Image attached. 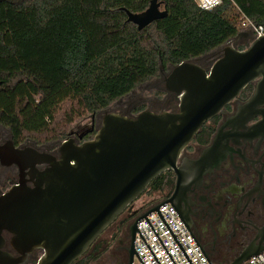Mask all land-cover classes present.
<instances>
[{
	"label": "water",
	"instance_id": "95a60500",
	"mask_svg": "<svg viewBox=\"0 0 264 264\" xmlns=\"http://www.w3.org/2000/svg\"><path fill=\"white\" fill-rule=\"evenodd\" d=\"M161 6L160 0H150L140 12L125 10L127 20L140 30L167 15ZM236 37H247V33L238 32ZM196 58L172 64L164 77L165 90L178 101L176 112L144 108L126 114L108 112L107 106L101 109L104 114L94 135L81 143L64 139L56 150L58 157L31 146H15L12 140L0 145V164H15L19 169L18 182L0 194V264H72L153 178L169 168L176 174L174 190L130 223L126 264H132L137 255L136 232L160 264L137 229L142 217L176 264L146 217L153 210L193 264L158 208L164 203L172 205L211 264L189 230L193 212L187 201L212 207L208 197L216 175L212 166L218 169L227 151L237 171L240 167L247 173L248 160L259 173L255 185L239 198L232 220L241 228L239 221L254 225L258 232L230 264H241L264 249V35L244 49L223 46L208 68L196 63ZM159 69L164 71L165 66L160 63ZM255 80L249 97L238 102L239 93ZM226 104H233L231 112L224 111ZM220 113L222 120L216 122L208 144L188 153L185 146L205 122ZM255 116L259 120L249 124L247 118ZM207 211L212 215L214 208ZM37 251L42 252L39 257Z\"/></svg>",
	"mask_w": 264,
	"mask_h": 264
},
{
	"label": "trees",
	"instance_id": "16d2710c",
	"mask_svg": "<svg viewBox=\"0 0 264 264\" xmlns=\"http://www.w3.org/2000/svg\"><path fill=\"white\" fill-rule=\"evenodd\" d=\"M160 1L167 15L138 30L125 10L140 12L150 0H0V60L16 63L0 66V125L12 140L64 136L74 119L106 108L156 76L160 63L198 57L237 32V13L228 0L209 10L193 0ZM233 1L251 19L264 21V0ZM163 175L138 198L161 188ZM102 234L72 264L99 258L111 244Z\"/></svg>",
	"mask_w": 264,
	"mask_h": 264
},
{
	"label": "flooded vegetation",
	"instance_id": "af4514ba",
	"mask_svg": "<svg viewBox=\"0 0 264 264\" xmlns=\"http://www.w3.org/2000/svg\"><path fill=\"white\" fill-rule=\"evenodd\" d=\"M249 43L250 41L247 37L238 38L236 35H234L225 43L216 47L215 50L198 56L195 59V62L204 68H208L212 62H214L219 57L223 46L232 44L239 49H244ZM171 66V64H167L164 71H160V69L158 70V83L162 84L161 87H157L158 89L156 92L159 93H156L148 98H141L139 93L131 90L126 95L114 101V109H111L108 106L107 111H119L126 114L130 112L136 113L138 112L137 108L140 107L138 104L141 102H147V108L155 112L163 110L174 112L178 111V101L175 99L173 92L165 90L163 81ZM255 82L256 80L252 84L248 85L253 88ZM244 89L236 97L238 102H241L242 100L249 97L250 90L244 92ZM232 108L233 104H226L224 106V111L231 112ZM103 114L104 110L96 111L95 115L91 116V121L88 125H77L75 129H72L67 133L64 139L73 138V140L77 143H81L84 140L90 139L94 135L95 126ZM219 120H222V113L205 122L203 124L205 127H202L208 133L205 131L202 132L201 127L193 139L185 146L186 151L188 153L194 154L195 146L208 144L215 124L216 122H219ZM256 120H259V116L247 118L249 124L256 123ZM8 140H12L8 128L0 125V145H3ZM63 140H57L51 143L40 145L36 142L30 141L29 139H25L20 143H15L13 140L12 141L15 146H31L39 151H44L54 155L55 157H58L56 150ZM228 152L229 151L226 153L225 159L218 161L220 163L218 169H215L214 165L212 166V173L216 174L215 177L211 178L213 182L209 184L213 186V189L208 191V197L210 198L209 204H211L214 208L212 215L210 214V211H207L208 209H212V207L207 203L205 205H197L194 202L193 204H190V202L187 201L188 206L193 212V214L189 213V216L193 222L191 223L189 230L193 234L204 253L209 257V259L217 264L232 263L238 257V255L246 249L258 232V228H256L254 225L239 221L243 227L241 228L237 222H232V220H234L233 214L235 212L236 204L239 198L255 185V183L258 181L259 173L255 171V168L248 160L246 161V164L249 168V171L246 173L240 167H238L237 171L230 161ZM162 173H164L163 176L164 180H166V183H164L161 188L158 186V188L154 191L153 195L157 200L168 199L172 194L176 183V174L173 168L166 169L160 174ZM235 173L237 175L238 181L236 179ZM18 174L19 169L15 164H0V194L9 189L12 184L18 182ZM131 208L132 205H129L115 219V221L103 231V238L105 237L111 240L110 246L114 244V250L110 254V261H105L104 263L103 259L101 258L103 255L102 254L99 258L94 260L95 264H120L119 262L121 258H125V260L127 259L126 247L128 242L124 244V241L120 236L123 232H125L128 239V227L134 217L137 215L135 210H131ZM215 211L217 214H215ZM218 212H221V215ZM218 215H220L219 219L215 220L214 218ZM110 228H112L111 231ZM108 231H110V233L104 236V234H106ZM196 231L198 232V235ZM233 233L234 235L232 236ZM228 234L229 236L226 238ZM41 253V251H37L36 256L39 257Z\"/></svg>",
	"mask_w": 264,
	"mask_h": 264
},
{
	"label": "built area",
	"instance_id": "2783aa9c",
	"mask_svg": "<svg viewBox=\"0 0 264 264\" xmlns=\"http://www.w3.org/2000/svg\"><path fill=\"white\" fill-rule=\"evenodd\" d=\"M198 7L201 9L209 10L217 6H221L227 0H193ZM234 11L237 13L236 20L238 22V29L237 32H246L247 38L250 42L259 38L260 36L264 35V21L257 22L250 17H248L240 8L239 6L233 1ZM235 34V35H236ZM152 205V204H151ZM149 205V206H151ZM148 206V207H149ZM161 211L162 215L164 216L165 220L169 224L170 228L172 229L173 233L177 237L178 241L180 242L181 246L185 250L186 254L188 255L189 259L193 264H209L201 250L199 249L198 245L190 235L189 231L181 221L180 217L172 207L170 203H164L158 207ZM145 210V209H144ZM147 219L149 220L150 224L156 231L157 235L163 242L164 246L170 253L171 257L175 261L176 264H190L186 259L185 255L179 248L178 244L174 240L173 236L169 232L168 228L164 224L163 220L159 216L156 210L151 211L146 215ZM137 229L150 247L151 251L155 255L156 259L160 264H174L163 248L162 244L152 231L151 227L147 223L144 217L139 219L137 222ZM133 248L143 264H157L154 257L148 250L147 246L136 232L134 235L133 241ZM204 252V251H203ZM137 255L134 253L132 264H142ZM206 255V254H205ZM208 260L211 264L214 263L209 257L206 255ZM219 264H226V263H219ZM241 264H264V249L256 254L249 257L247 260L243 261Z\"/></svg>",
	"mask_w": 264,
	"mask_h": 264
},
{
	"label": "rangeland",
	"instance_id": "374dc122",
	"mask_svg": "<svg viewBox=\"0 0 264 264\" xmlns=\"http://www.w3.org/2000/svg\"><path fill=\"white\" fill-rule=\"evenodd\" d=\"M212 50H215L212 49ZM212 50H210L209 52H211ZM203 55V54H202ZM0 66L2 67H5V66H8V67H14L16 66V63L14 60H0ZM159 75H156L140 84H138L133 90L136 92V93H139L140 97L141 98H144V97H150L156 93H159V92H156L157 91V87H161L162 84L158 83L159 81ZM113 105H114V101L112 103H110L108 106L111 108V109H114L113 108ZM140 106H143V107H146L147 108V102H141L140 104H138ZM93 115V113H87L81 117H78L76 119H74L69 125L65 126L64 130H65V135L64 136H58V137H55V138H52V139H49L47 141H44V142H37L35 139H29L30 141H33V142H36L37 144H47V143H51L53 141H61L64 139V137L67 135V133L72 130V129H75V127L77 125H80V126H83V125H88L91 121V116ZM154 200L157 201L156 197L154 195H151L149 193H144L142 194L139 198H137L133 203H132V208L131 210H138L139 208H142V207H148L149 205H151L150 203H152ZM154 203V202H153ZM112 228H110V231H111ZM110 231L106 232V234H104V236H106L107 234L110 233ZM121 239L124 241V244H126L128 242V239H127V236H126V233L123 232L121 234ZM114 250V244H112L108 249L107 251H105L102 255V259L105 263L110 261L111 257H110V254L112 253V251ZM120 264H126V261H125V258L120 260L119 262ZM91 264H95V261L92 262Z\"/></svg>",
	"mask_w": 264,
	"mask_h": 264
},
{
	"label": "clouds",
	"instance_id": "9594fccd",
	"mask_svg": "<svg viewBox=\"0 0 264 264\" xmlns=\"http://www.w3.org/2000/svg\"><path fill=\"white\" fill-rule=\"evenodd\" d=\"M216 2H218V0H216Z\"/></svg>",
	"mask_w": 264,
	"mask_h": 264
}]
</instances>
